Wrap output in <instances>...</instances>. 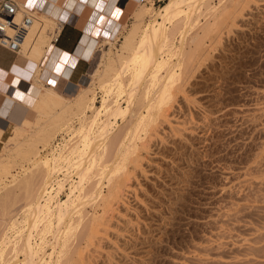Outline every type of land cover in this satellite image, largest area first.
I'll use <instances>...</instances> for the list:
<instances>
[{
  "label": "bare ground",
  "instance_id": "obj_1",
  "mask_svg": "<svg viewBox=\"0 0 264 264\" xmlns=\"http://www.w3.org/2000/svg\"><path fill=\"white\" fill-rule=\"evenodd\" d=\"M15 1L14 20L19 22L24 14L30 18L20 47L37 63L61 27L60 14L71 10L75 0L61 4L46 0L44 6L31 8L25 1ZM115 1L110 7L106 0L86 1L99 8L92 32L103 19L109 33L100 41L89 34L84 37L82 56L88 60L96 47L107 46L91 80L66 96L44 84L42 67L37 65L31 80L34 97L30 93V100L18 102V119L0 153V264H72L81 234L92 236L99 227L102 231L109 226L108 219L99 218L102 214L88 217L85 206L110 204L137 143L145 145L144 138L154 130L157 118L171 120L167 103L183 74L202 54L205 40L215 41L225 20L240 7L236 8L238 2L244 3L166 0L156 9L152 0H134L130 23L125 24L109 17L108 8L117 12ZM26 110L33 113L32 119ZM64 190L66 198L61 200L59 193ZM107 215L111 217L113 211ZM79 257L75 261L80 263Z\"/></svg>",
  "mask_w": 264,
  "mask_h": 264
},
{
  "label": "rangeland",
  "instance_id": "obj_2",
  "mask_svg": "<svg viewBox=\"0 0 264 264\" xmlns=\"http://www.w3.org/2000/svg\"><path fill=\"white\" fill-rule=\"evenodd\" d=\"M152 1L157 9L166 0ZM244 3L215 41L205 40L167 103L171 120L157 118L145 145L137 143L115 198L106 208L85 206L88 217L102 214L109 226L81 234L74 246L80 263L264 264V0ZM118 7L109 17L121 22L129 4ZM99 28L98 41L109 35L107 26ZM106 50L95 48L77 86L91 80Z\"/></svg>",
  "mask_w": 264,
  "mask_h": 264
},
{
  "label": "crops",
  "instance_id": "obj_3",
  "mask_svg": "<svg viewBox=\"0 0 264 264\" xmlns=\"http://www.w3.org/2000/svg\"><path fill=\"white\" fill-rule=\"evenodd\" d=\"M22 1H25V5L28 8H31L32 5L42 7L46 2V0ZM58 1L61 4V2L65 3L67 0ZM86 1L75 0L71 10H64L60 14L61 27L41 61L36 63V61L29 59L23 54L20 45L17 51H10L0 46V151L4 141L10 134L11 126L15 119L16 121L18 119V102L24 99L30 100L31 98L27 96L30 93L34 97L36 89L31 85V80L36 67H42L40 79H42L44 84L54 86L58 83L60 91L64 94H72L76 90L77 82L85 74L89 61L82 56L85 49L83 40L85 35L88 34L96 37L92 31L94 30L95 22L99 19L96 16L99 9L97 5H87ZM123 1H125V4H129L130 9H124L121 22L128 18L134 3V0H116L117 9H119L118 3ZM100 2L101 0H97V3ZM106 2L110 7L113 0H106ZM107 10L110 12V16H116V8H108ZM94 19L96 20L94 21ZM66 69L67 75L65 76ZM30 112L26 110L25 114L29 117Z\"/></svg>",
  "mask_w": 264,
  "mask_h": 264
},
{
  "label": "built area",
  "instance_id": "obj_4",
  "mask_svg": "<svg viewBox=\"0 0 264 264\" xmlns=\"http://www.w3.org/2000/svg\"><path fill=\"white\" fill-rule=\"evenodd\" d=\"M17 9L15 0H0V46L10 51L18 50L23 40L25 26L30 23V18L25 14L21 16L19 22L14 20Z\"/></svg>",
  "mask_w": 264,
  "mask_h": 264
},
{
  "label": "snow or ice",
  "instance_id": "obj_5",
  "mask_svg": "<svg viewBox=\"0 0 264 264\" xmlns=\"http://www.w3.org/2000/svg\"><path fill=\"white\" fill-rule=\"evenodd\" d=\"M30 6H31V4H30ZM65 59H67V57H65Z\"/></svg>",
  "mask_w": 264,
  "mask_h": 264
}]
</instances>
